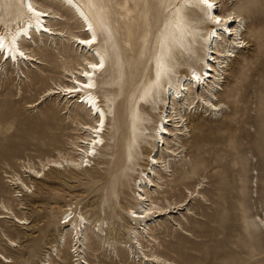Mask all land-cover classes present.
<instances>
[{"label": "rangeland", "instance_id": "rangeland-1", "mask_svg": "<svg viewBox=\"0 0 264 264\" xmlns=\"http://www.w3.org/2000/svg\"><path fill=\"white\" fill-rule=\"evenodd\" d=\"M118 1H99L105 21L118 34L113 46L117 55H111L107 72L99 77L102 83L98 92L105 104L108 102L105 93H119L117 102H120L128 97L127 90L136 91L145 80L156 77L155 53L160 48L168 18L180 0H127L124 15ZM41 2L52 5L62 14L66 12L70 22L67 31L81 32L72 15L57 3L60 0ZM220 4L224 11L235 7L244 17L242 31L249 44L231 52L237 56L226 59L225 64L229 66L223 69V82L219 84L223 110L196 107L185 116L191 137L179 140L184 147L170 169L192 168L197 177L192 190L201 193H196V201L189 205L193 215L187 213L186 207L169 214L171 221L173 217L176 222L182 220L185 231L175 222L173 228L166 229L163 223L156 230L160 245L155 253L171 264H264V0H223ZM197 26L202 35L207 34V19H201ZM125 29L128 42L121 48L119 34ZM33 37L43 50H38L35 44L25 45H32L31 49L45 59L43 64L36 63L35 74L25 69L21 82L12 67L0 63V213L8 211L4 206L11 212V218L0 219V264H49L50 261L77 264L76 258L82 264L88 261L158 264L144 261V253L134 243L127 220L139 229L143 224L130 218L124 206L136 208L130 195L146 155L137 154L141 152L138 144L143 139V145L151 148L149 135L154 129L158 134L155 126L160 118L162 97L150 107L145 104V108L140 107L143 103L140 100L136 110L130 106L135 97L113 107L107 135L111 143L101 159L93 160L90 167L62 165L58 169H44L42 163L48 159L62 161L64 157L75 156L73 142L83 136L78 123L94 122L85 110L78 109L77 98L70 104L79 112L73 118L65 108L64 96L48 95L49 88L56 87V83H68L63 67L72 57L74 66L76 62L82 63L81 56L62 45L57 48L60 53H54L52 49H45L41 36L33 34ZM44 40L47 42L46 37ZM139 51L142 53L138 54ZM207 51V46L197 45L194 60L181 55L179 71L190 73L192 68L200 69L201 57ZM121 64V70L114 71ZM176 70L170 79L173 87H177L180 75ZM111 73L115 77H110ZM137 111L146 124L145 136L134 142L136 154L118 172L117 144L123 128L116 135L117 126ZM32 167L42 169L41 175H45L40 179L32 177ZM22 180L29 188L24 187ZM68 205L76 212L82 210L93 222L91 230H96L95 234L88 235L85 255L78 257L70 252L71 234L60 225L64 223L61 216ZM20 218H26V224L16 221ZM164 218L154 220L160 222ZM40 223L47 226L37 230Z\"/></svg>", "mask_w": 264, "mask_h": 264}, {"label": "bare ground", "instance_id": "bare-ground-1", "mask_svg": "<svg viewBox=\"0 0 264 264\" xmlns=\"http://www.w3.org/2000/svg\"><path fill=\"white\" fill-rule=\"evenodd\" d=\"M99 1L104 0H60L61 3L57 2L69 12L68 14L72 15L71 19L74 23L82 28L80 33H70L67 31L70 22L67 20L66 12L62 14L52 5H47L41 0H0V63L12 67L14 73H17L16 78H19L21 82L24 81L25 69L35 74L33 68L36 67V63L43 64L45 59L39 56V52L31 49L32 45L30 47L25 45L35 44L38 50H43L41 44L35 41L33 34L42 37L45 49L60 53L57 48L59 49V45H62L64 48L70 47L73 53H76L74 55L81 56L82 63L76 62L77 66H74L75 58L72 57L63 67L68 83H56V87L49 88L48 95L64 96V100L67 99L65 108L73 118H77L78 109L81 108L86 111L87 116L94 123H78L81 126L79 127L80 134L83 136L76 137V141L73 142L75 156L64 157L62 161L48 159L47 162L42 163L44 169H58L62 165L64 167L67 165L90 167L93 160L101 159L104 149L111 143L109 139L107 141V135L113 107L117 108L119 104L122 105L124 101L129 102L135 97L130 106L136 110V105H140V100H143L140 107L145 108V104L150 107L160 96L162 97L160 118L155 126L158 134L154 129V132L149 135L148 141L151 148L142 143L141 138L145 136L146 124L141 115H138L139 111L126 121L122 119L120 126H117L116 135L121 128L123 131L118 136L117 145L120 157L116 171L119 172V169L127 166L129 157L136 154L134 142L138 138L141 139V143L138 144L141 152L137 154L146 155L144 164H141L134 179V192L130 195L135 201L136 208L124 206V209L131 214L130 218L141 221L143 226L139 229V226H134L131 221L129 224L127 220V227L133 232L131 237L134 243L144 253V261L171 264V261L155 253L157 246L160 245L156 230L158 227L161 228L163 223H166V229L173 228L172 223L175 222L174 224H178V227L185 231L182 220L176 222V217H173L171 221L169 214L186 207L187 213L193 215L189 205L192 201H196V193L197 195L201 193V191L192 190V185L197 179L192 168V170H182L178 167L179 170L181 169L178 176L179 170L170 169L178 153L182 152L180 149L184 147V144H179V140L185 141L190 136L188 119H185V116L196 107H203L208 111L223 110L220 99L222 87L219 84L223 82V69L229 66V63L225 64L226 59L237 56L231 52L245 48L249 44L244 40L242 31L245 29L244 17L235 7L224 11L220 4L223 0H210L211 7L202 0H180L168 18L167 26L160 37V48L155 53L156 77L145 80L136 91L127 90L125 94L128 97L120 102H117L119 93H105V99L108 100L105 104V100L103 102L98 92L102 83L99 77L107 72L109 58L117 52L113 46L118 34L113 31V26L105 21ZM125 1L127 0L118 1L121 2L118 6L121 9V15L125 14ZM201 19L208 21L206 35H202L197 26ZM52 21H57V23L53 24ZM119 35L121 41L118 43L121 42L120 47L124 48L128 42L126 29L121 30ZM45 37L47 42L44 40ZM197 45L208 47V51L201 57V68H192L190 73L179 71L178 63L181 55L194 60ZM141 53V51L138 52V54ZM121 67L122 64L114 71L121 70ZM175 70L180 72L177 87H173L170 80ZM112 76L115 77L114 73L110 74V77ZM74 98H77L78 109L70 107ZM41 173L42 169L37 170L32 167V177L40 179L45 175ZM22 184L29 188L25 180H22ZM203 189L204 187L201 188ZM169 195L182 198L180 200L171 199ZM4 207L8 211L4 210L0 213V219L11 218L10 209L7 206ZM72 209V205H68L63 211L61 219L65 220L64 223L60 222V225L63 231L71 234L70 252L73 257H78L81 254L85 255L88 235L95 234L96 230H91L90 226L93 222L85 216L82 210L76 212ZM167 214L169 217L164 218ZM155 217H162L167 221L163 219L155 222ZM25 219L20 218L16 221L26 224ZM98 222L95 227L98 226ZM46 226L47 223H40L37 230H43ZM33 227L36 228V224ZM98 229L104 232V229L100 227ZM98 236H103V234ZM66 245L65 242L64 247ZM75 262L83 263L78 258ZM49 264L53 262L50 261ZM88 264L95 263L88 261Z\"/></svg>", "mask_w": 264, "mask_h": 264}, {"label": "snow or ice", "instance_id": "snow-or-ice-1", "mask_svg": "<svg viewBox=\"0 0 264 264\" xmlns=\"http://www.w3.org/2000/svg\"><path fill=\"white\" fill-rule=\"evenodd\" d=\"M203 3L207 4L209 7H211V3L210 0H202Z\"/></svg>", "mask_w": 264, "mask_h": 264}]
</instances>
